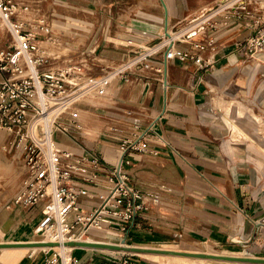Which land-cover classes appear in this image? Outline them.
Segmentation results:
<instances>
[{"label": "crops", "instance_id": "0c3cea01", "mask_svg": "<svg viewBox=\"0 0 264 264\" xmlns=\"http://www.w3.org/2000/svg\"><path fill=\"white\" fill-rule=\"evenodd\" d=\"M160 1L163 9L139 10L133 23L121 21V28L133 32L106 34V43L122 47L106 50L96 59L103 57L108 63L126 60L135 52L133 48L148 47L149 36L156 40L161 30L187 19L186 14L200 5V0ZM256 1L264 16V3ZM155 2L150 0V4ZM233 5L215 10L209 19ZM123 14V18L129 17L128 12ZM239 26L237 19L209 26L210 47L173 43L170 57L165 52L153 62L162 65L163 71L145 74L149 65L126 69L107 91L88 97L87 109L77 110L80 128H72L70 133L78 141L64 133L56 135L62 148L77 155L86 148L101 158L98 168L85 163L88 174L78 181L83 190L79 205L85 211L102 204L111 186V172L122 155V140L140 138L147 144L146 150L126 155L130 181L143 193L147 209L130 223L127 238L115 224L103 231L90 230L84 237L121 248L76 247L79 264H122L126 258L135 264H153L133 259L130 254L145 258L150 253L132 248L162 244H179L188 250L195 249L190 248L195 244H209L221 253L216 255L264 259V51L250 56L238 46L243 36ZM98 106H105L102 114L97 113ZM253 114L261 117L262 125L253 123ZM233 124L241 125L243 132ZM0 139H7L4 132ZM0 163L11 166L4 184L15 178L12 188H16L20 171L5 155ZM20 216L18 210L0 216V236L12 238L2 242L40 241L34 229L42 218L41 208H35L29 219ZM32 251L36 249H4L0 264H45L46 255L40 249Z\"/></svg>", "mask_w": 264, "mask_h": 264}, {"label": "built area", "instance_id": "2783aa9c", "mask_svg": "<svg viewBox=\"0 0 264 264\" xmlns=\"http://www.w3.org/2000/svg\"><path fill=\"white\" fill-rule=\"evenodd\" d=\"M29 6V0H0V38H4L0 46V132L21 152L26 180L24 188L8 202V209L18 210L21 219H29L31 212L40 207L42 218L34 232L41 237L38 242L46 244L76 242L92 229L103 231L113 224L127 238L130 223L147 206L143 193L130 181L126 155L146 150L147 144L140 138L122 140V155L111 172V186L102 204L85 211L79 205L83 190L78 181L88 174L84 164L98 168L101 158L86 148L77 155L56 140L58 133H64L78 141L70 133L72 128H80L78 112L73 111L75 102L60 111L62 102L77 97L104 77L99 84L108 86L111 77L126 69L79 82L85 66H51L42 53L41 42L52 33V25L46 17L30 16ZM238 46L250 56L264 51V30ZM149 55L141 54L128 68L147 66ZM75 249L40 250L46 255L45 264H79ZM122 264L135 263L126 258Z\"/></svg>", "mask_w": 264, "mask_h": 264}, {"label": "rangeland", "instance_id": "374dc122", "mask_svg": "<svg viewBox=\"0 0 264 264\" xmlns=\"http://www.w3.org/2000/svg\"><path fill=\"white\" fill-rule=\"evenodd\" d=\"M114 3L110 0H29V11L28 14L30 16H41L46 17L52 25V35L48 36V42L45 43V49L49 56L44 55L46 58L49 59V64L54 66H64L67 64H81L85 66V73L81 79H78L79 82L88 81L89 79H100L105 75H108L112 71H116L117 68L121 64L128 63L133 59L141 56L143 48H133L134 53H131V56L125 60L120 54H116L117 58L119 57L122 60H113L112 63H108L104 58L101 57L100 59H96L97 56H100L106 50L117 49L116 47H122L119 45H115L113 43L107 42L104 39L106 34L109 36H117L118 32L121 33L125 32H133L134 30H129L126 27L121 28L120 25L122 24L121 21L126 19L128 21L126 24H131L134 22L135 13L139 10L141 11H151L154 6L162 8V3L160 0H156L157 3L150 4V0H113ZM234 2V0H200V5L194 10V12L186 14L189 16L187 19L177 23L176 25L169 24L165 29L161 30V35L156 39L153 40V36H149L148 40L151 43H147V46L154 47L157 45H163L158 52L153 53L147 57V65L149 68L144 71L145 74L153 73L156 70L163 71L162 65H154V61H157L158 57L162 56L165 52L168 53L169 46L166 42L169 40L168 33L173 35L180 36L181 34L185 33L186 30H189V33H185L180 37H191L193 34L196 35V31L200 30L201 32L195 37L192 41H186L184 45L190 46L198 45L202 43L206 46H211L210 43V35L208 32V27L212 28L211 26H216L217 23H230L237 19V23L240 25L239 29H241V34L243 36L239 39L240 43H245L251 36H255L258 34L259 31L264 30V18L262 17L263 12L259 8L258 2L255 0L253 2H249V0H240L237 1L232 7H228L217 15L213 16L211 20L206 24H199L195 26L197 23L202 21V18L207 17L209 14L214 12L215 10L227 6L230 3ZM34 3V4H33ZM134 3L137 5L134 6ZM242 5H246L247 8H241ZM209 9V10H208ZM124 12H128L129 17H125L126 14ZM108 13L112 14L113 16L110 18ZM123 14V17H122ZM70 15V16H69ZM105 15V16H104ZM127 16V15H126ZM73 23L78 24V26H72ZM193 26L196 27L193 29ZM73 28H76L73 29ZM214 28V27H213ZM186 29V30H185ZM170 30V31H169ZM185 30V31H183ZM183 31V32H182ZM177 32H180L177 34ZM204 35V40H200L199 38ZM193 36V37H194ZM178 37L173 42L174 44H182L179 40L182 38ZM185 37L183 39H185ZM2 39V40H1ZM0 46L4 43V38H0ZM153 40V41H152ZM190 43V44H189ZM97 50L94 52L93 49L96 45H98ZM73 45V46H72ZM119 50V49H117ZM116 50V51H117ZM145 61V60H144ZM104 63V64H103ZM144 67V66H143ZM133 67L130 70H134ZM84 71V70H83ZM119 78V76H118ZM116 80V79H115ZM114 80V81H115ZM112 82L108 86H104V88H110ZM101 89V88H100ZM103 89V88H102ZM216 93H213V95ZM220 96H222L220 94ZM78 98L75 99V107L74 110H85L88 108L89 100L88 98ZM80 98V99H79ZM226 98V97H225ZM78 99V100H77ZM230 100L229 97L226 98ZM72 101V102H73ZM73 102V103H74ZM72 105V104H71ZM105 106H98L97 113L102 114V108ZM217 109V108H216ZM78 110V111H79ZM220 111V110H219ZM220 113V112H219ZM260 116L253 114L251 119L255 124H263L260 121ZM240 124L244 125V120H240ZM79 129V128H78ZM83 140V138H81ZM9 138L7 139H0V159L5 157L8 161L15 164L18 171H20V175L16 180L18 186L16 188H12L13 181L15 178H11L5 180L4 182L0 183V191L4 194H0V201L2 202L3 199L5 200V204L0 203V216L7 214L8 209V202L11 198H13L16 194H18L24 186H22V182L25 179L24 166L22 162V157L19 154V150L13 148L9 143ZM85 142V139H84ZM86 143V142H85ZM122 143V142H121ZM6 148V149H5ZM4 154V155H3ZM5 164V163H4ZM10 166V165H8ZM11 168V166H10ZM23 179V180H22ZM3 185V186H2ZM10 195L8 194V192ZM4 198H3V197ZM1 231V230H0ZM9 239L12 240L10 236L3 238L0 236V242L8 241ZM130 244V243H128ZM142 246V245H140ZM203 246H197L195 244L193 247L195 249H185L184 247L180 246L179 244H162V245H150L147 246L151 250L157 251H178V252H190V253H198L199 255L204 256L206 261L203 262H187L186 261H173L169 257L170 253L164 252H155V251H146V253H150L147 257H142L137 254H130L134 255L133 259H139L142 261H151L153 264H241V263H249V262H241L238 260H215V259H208L210 255L221 254L218 250L211 247L209 244ZM225 248V247H224ZM57 249V247H56ZM58 250V249H57ZM59 251V250H58ZM153 254L158 257H155ZM5 253L0 251V261L4 259ZM147 255V254H146ZM163 255V256H159ZM223 255H228L223 253ZM237 256V255H232ZM155 257V258H153ZM207 257V258H206ZM147 258V259H146ZM150 259V260H148Z\"/></svg>", "mask_w": 264, "mask_h": 264}, {"label": "bare ground", "instance_id": "6f19581e", "mask_svg": "<svg viewBox=\"0 0 264 264\" xmlns=\"http://www.w3.org/2000/svg\"><path fill=\"white\" fill-rule=\"evenodd\" d=\"M237 1H240V0H234V4L237 2ZM260 2V4H262V3H264V0H259ZM34 4V3H33ZM237 4V3H236ZM231 6V5H230ZM241 8H247L246 7V5H242V7ZM259 8H261V6L259 5ZM225 8H222L221 10H224ZM220 10V9H219ZM216 12V11H215ZM212 14H214V12L212 13ZM212 14H209L207 17H205V18H202V21L201 22H199V23H197L195 26H197V25H199V24H204L205 23V21H207L208 19H209V17L212 15ZM263 18H264V16H262ZM210 21V19L208 20V22ZM207 22V23H208ZM206 23V24H207ZM196 27H194L193 26V29H195ZM186 30V29H185ZM185 30H183V31H185ZM190 30V29H189ZM189 30H186L185 31V33L187 34V32L189 31ZM182 31V32H183ZM191 31V30H190ZM189 31V32H190ZM188 32V33H189ZM198 32H201L200 30H198V31H196V34L198 33ZM168 33V37H169V40H167V44L169 45L170 44V46L173 44V42L175 41V39H177L178 37H180L181 35H183V34H185V33H183V34H181L180 36H178V35H173V36H171V34L169 33V32H167ZM177 33H180V32H177ZM52 34H50V36H51ZM49 36V37H50ZM193 36H194V34L191 36V37H185V35L183 36V37H180V38H182V40H179V41H187L188 39H191V38H193ZM196 36V35H195ZM185 37V39H183ZM48 40V39H47ZM47 40H44V41H42L41 42V49H42V53H43V55H46V56H49L48 54H47V52H46V49H45V43L46 42H48ZM163 46H165V44H163V45H157V46H154V47H150V46H148V47H143V51H145L144 53H142V57H144L145 55H149V54H153V53H156V52H158V50H160ZM95 52V51H94ZM136 60H138V59H136ZM135 60L133 59L132 61H130V62H128V63H125L123 66H121V67H119V68H117V70L116 71H123V70H125V69H127L129 66H130V64H133V62H134ZM104 64V63H103ZM146 66V65H145ZM106 76V75H105ZM104 77V76H103ZM118 76L116 75V76H113V77H111V79H110V83L112 82V84H111V86L112 85H114V80L117 78ZM105 78V77H104ZM104 78H102V79H104ZM102 79H100L99 81H101ZM99 81H96L95 82V84H91V86H93V87H91V88H86V91H84L83 93H81V94H79L77 97H75V98H72V99H68V100H66V101H64V102H62V104L60 105V107H58V109H60V111L61 110H64L65 108H67L68 106H70L71 104H73V102L75 101V99L76 98H78L79 96H81L80 98H88V97H91V96H96L97 94H99V93H104L105 91H107L108 89L107 88H104V87H102V85L103 84H99ZM95 85V86H94ZM110 86V87H111ZM101 88V89H100ZM103 88V89H102ZM79 98V99H80ZM74 100V101H73ZM78 100V99H77ZM73 101V102H72ZM254 124H255V122H254ZM234 125V124H233ZM235 126V130H238V131H242L243 130V128H242V126L241 125H239V124H235L234 125ZM242 128V129H241ZM243 132V131H242ZM244 136H246L247 137V135L244 133L243 134ZM11 170V168H10V166H8L7 164H1L0 163V183H2V182H4V180H5V178H6V174H7V172H9ZM22 173L24 174L25 173V170L23 171L22 170ZM25 175V174H24ZM23 180V179H22ZM25 179L23 180V182H22V186H24V184H25ZM1 185V184H0ZM3 186V185H2ZM0 194H4V193H2V191H0ZM3 197V196H2ZM4 198V197H3ZM3 202V203H2ZM0 201V203H2V204H5V200L3 199V201ZM90 237V236H89ZM89 237H84V235L82 234L81 236H79L78 238H77V241L76 242H84V243H92V242H94V243H97V242H100L101 240H97L96 238H90L89 239ZM40 243H43V242H31V243H0V245L1 244H12V245H14V246H0V251H2V250H4V249H12V251H16V252H27L28 251V248H35L36 249V251H32L33 253H35V252H37V250H39V249H48V248H50V247H54L55 249H56V247H57V249L60 251H63V250H69V249H71L72 247H74L75 248V246L74 245H71V244H40ZM56 249V250H57ZM170 253V255L169 256H167V257H169L171 260H173V261H186V263L188 262H205L206 260L205 259H202V258H204V256H202V255H199L198 253H189V252H178L177 250L176 251H172V252H169ZM145 257H147L148 255H144ZM215 256H220V255H210V256H208V259H215V260H222V261H227V259H222V258H218V257H215ZM225 257V256H224ZM66 258L67 259H69L68 258V256L66 255ZM153 258H155V257H153ZM207 258V257H206ZM199 264V263H198Z\"/></svg>", "mask_w": 264, "mask_h": 264}, {"label": "water", "instance_id": "95a60500", "mask_svg": "<svg viewBox=\"0 0 264 264\" xmlns=\"http://www.w3.org/2000/svg\"><path fill=\"white\" fill-rule=\"evenodd\" d=\"M124 244L126 243L125 241L123 242ZM40 244H46V243H40ZM51 244V243H50ZM68 244L74 245L75 247H83V246H90L92 248H110V249H119V245H110V244H104V243H84V242H69ZM0 246H14L10 244H1ZM132 250L136 251H155V252H164V253H169L172 251H157V250H151V249H140V248H132ZM218 258L222 259H227V260H238L241 262H249V263H260L264 264V259H258V258H250V257H224V256H215Z\"/></svg>", "mask_w": 264, "mask_h": 264}]
</instances>
